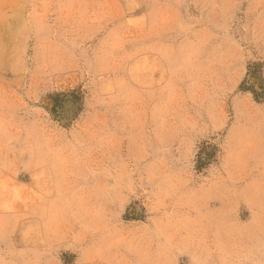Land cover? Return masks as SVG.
Wrapping results in <instances>:
<instances>
[{
  "label": "rangeland",
  "instance_id": "1",
  "mask_svg": "<svg viewBox=\"0 0 264 264\" xmlns=\"http://www.w3.org/2000/svg\"><path fill=\"white\" fill-rule=\"evenodd\" d=\"M0 264H264V0H0Z\"/></svg>",
  "mask_w": 264,
  "mask_h": 264
}]
</instances>
